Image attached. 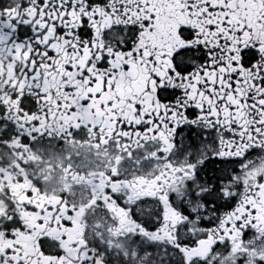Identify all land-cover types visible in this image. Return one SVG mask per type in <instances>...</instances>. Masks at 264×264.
Wrapping results in <instances>:
<instances>
[{"label":"snow or ice","instance_id":"6c2138e0","mask_svg":"<svg viewBox=\"0 0 264 264\" xmlns=\"http://www.w3.org/2000/svg\"><path fill=\"white\" fill-rule=\"evenodd\" d=\"M0 264H264V0H0Z\"/></svg>","mask_w":264,"mask_h":264}]
</instances>
